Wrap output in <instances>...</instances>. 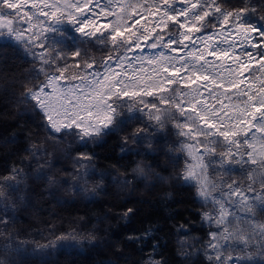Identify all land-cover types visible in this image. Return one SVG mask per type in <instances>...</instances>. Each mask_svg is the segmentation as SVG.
<instances>
[{"label": "snow or ice", "instance_id": "snow-or-ice-1", "mask_svg": "<svg viewBox=\"0 0 264 264\" xmlns=\"http://www.w3.org/2000/svg\"><path fill=\"white\" fill-rule=\"evenodd\" d=\"M0 153V264L19 213L62 193L113 197L118 225L56 236L69 255L264 264V0H0Z\"/></svg>", "mask_w": 264, "mask_h": 264}, {"label": "trees", "instance_id": "trees-1", "mask_svg": "<svg viewBox=\"0 0 264 264\" xmlns=\"http://www.w3.org/2000/svg\"><path fill=\"white\" fill-rule=\"evenodd\" d=\"M6 120L11 117H5ZM101 157L108 155L107 150L100 152ZM4 153H0V162L3 160ZM115 161H109L99 159L97 161L98 166H109L114 164ZM162 195V191H158L156 195L149 196L148 198L152 203H156L158 198ZM191 192L183 193L180 199H190ZM63 201H67L63 205L57 204L51 200V197H36L34 199V207L28 213H19L22 219L20 223L15 226V231L18 233V243L22 245V251L15 254L16 264H42L44 260H47L49 264H107L108 260L115 259L112 252L108 248L100 243L99 247H93L86 241H82L80 247L71 251L79 253V255H69L64 252L59 245L61 242L56 240V236L67 233L75 229L77 232L87 233L92 229L93 225L97 229H106L98 233L101 241L109 240L112 238L113 230H118L116 222L108 221L103 224L99 223V220L103 217L107 211H116L110 207L113 203V197H100L101 202L108 201L107 204L101 208L96 203H90L85 197L75 196L69 193H62ZM119 203V201H116ZM132 206V205H130ZM140 207V205H135ZM195 204L179 205L172 211L185 212L184 219L192 218L191 213L186 211L191 209L196 210ZM156 209L151 208L148 205L143 206L142 216L147 217ZM161 223H163L161 221ZM174 223V222H170ZM141 225L137 224V227ZM164 242H167L169 236L167 233L159 234ZM200 235V233H196ZM54 244L55 247L45 250V255L39 254V246ZM175 238L169 245L170 248H174ZM34 249L36 251H34ZM50 252V255L47 253Z\"/></svg>", "mask_w": 264, "mask_h": 264}]
</instances>
